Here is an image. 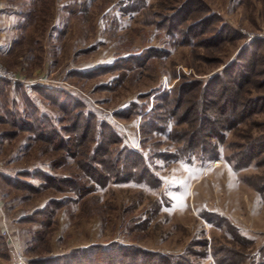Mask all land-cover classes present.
Instances as JSON below:
<instances>
[{
  "label": "rangeland",
  "instance_id": "374dc122",
  "mask_svg": "<svg viewBox=\"0 0 264 264\" xmlns=\"http://www.w3.org/2000/svg\"><path fill=\"white\" fill-rule=\"evenodd\" d=\"M192 1L0 0V7L19 13L13 19L18 31L11 53L0 57L2 69L14 76L0 79V264H27L111 241L178 255L182 264H264L259 253L264 249V152L240 169L232 156L252 139L264 137V106L224 132L215 159L199 148L168 159L178 156L183 145L172 134L189 126L171 119L154 131L143 121L156 97L175 89L184 77L204 81L224 70L245 44L264 42V0H195V7ZM206 17L204 36L224 24L231 31L225 33L226 41L219 44L214 37L204 44L197 36L198 43L182 45L167 34L173 22L185 28ZM152 47L156 57L118 64ZM37 86L65 90L79 99L81 111L118 134L119 143L112 148L126 144L141 152L148 174L137 168L129 181L99 186L65 150L18 128L10 115L24 106V97L57 128L66 125L61 112L34 90ZM263 95L264 85H254L246 96ZM163 110L158 108V117ZM36 170L66 179L82 177L76 180L89 191L78 197L25 176ZM48 200L64 206L54 209L47 226L41 215L33 216L37 222L22 220ZM38 232L43 243L34 241Z\"/></svg>",
  "mask_w": 264,
  "mask_h": 264
},
{
  "label": "trees",
  "instance_id": "16d2710c",
  "mask_svg": "<svg viewBox=\"0 0 264 264\" xmlns=\"http://www.w3.org/2000/svg\"><path fill=\"white\" fill-rule=\"evenodd\" d=\"M33 1L38 3L39 0ZM191 3L194 7L196 6L195 0ZM188 13L187 11L186 14ZM210 17L214 16L211 15ZM207 18L198 19L185 28L179 27L180 22H173L174 26H167L166 31H169L167 34H174L173 36H176L174 42L182 45L198 43V40L197 42L194 41L197 36H200V43L204 44L205 42L214 41V37L220 38L218 40L219 44L226 41L227 35L225 33L230 34L231 31L224 24H221L219 31L214 33L217 35L204 36L207 31L201 24H204ZM200 26L202 27L199 28ZM201 29H204V31ZM263 45L262 40L254 39L241 47L226 68L214 76L204 81H195L184 77L175 89L164 91L156 97V104L152 106L151 112L143 115V121L149 124L152 130H163L162 124L171 119L175 120V125L184 123L189 126V129L182 133L172 134L171 139L174 140L179 135V139L184 146H180V149L177 150L179 152L178 156L173 155L168 159L184 157V153L189 155L190 150L192 151L195 148H199L202 155L207 154V157L211 156L212 159H215L218 144L223 143L224 132L234 129L235 126L257 113L264 106V95L246 96L254 85H264V53L259 54L263 49ZM147 50L124 58L118 64H142L147 59L156 57L155 48L152 47ZM109 66L99 67V69L104 71ZM76 73L82 74L83 72L76 71ZM87 75L89 74L85 72V76ZM257 76H259V79L255 80ZM247 85L251 86L250 89L245 88ZM34 90L38 95L45 98L48 104L61 112V121L66 122V125L57 128L48 115L40 113L36 105L24 97V106L10 115V120H12V123L15 122L18 128L34 133L38 140L52 145L53 148L65 150L70 157L76 159L77 166L83 175L99 186H104L109 181L115 183L129 181L135 177L134 173L137 172V168L140 172L148 174L149 171L144 166V157L141 152L126 144L112 148L111 144L119 143L118 134L107 123L96 122L90 113L81 111L83 103L79 99L65 90L54 87L37 86ZM158 108L164 109L162 112L164 114L161 117L157 115ZM70 134H74V136H70ZM213 138L217 140V143L211 142ZM93 142L95 144L91 148L90 143ZM257 152H264L263 136L262 138L252 139L243 147L242 152L232 155L235 158V160L233 159L235 169L250 164L257 156ZM97 165L100 167H97ZM25 176L41 179L45 187L75 192L78 197L89 191V189L83 187L84 184L77 182L82 177L71 176L66 179L39 170L25 172ZM136 180L140 181L139 178ZM12 183V185H16L15 180H12ZM63 206L60 202L48 200L41 209L34 211L22 220L37 222L33 216L41 215L47 222L44 226H47L54 209ZM34 241L43 243V234L41 232L36 233ZM259 253L264 255V249L261 248ZM27 264L182 263L178 255L148 251L131 243L111 241L106 244H91L85 247L73 248L53 256H40L28 260ZM251 264H263V262L258 260Z\"/></svg>",
  "mask_w": 264,
  "mask_h": 264
},
{
  "label": "crops",
  "instance_id": "0c3cea01",
  "mask_svg": "<svg viewBox=\"0 0 264 264\" xmlns=\"http://www.w3.org/2000/svg\"><path fill=\"white\" fill-rule=\"evenodd\" d=\"M0 7V57L11 53V45L14 42V34L18 31V25L14 27V17L19 19L16 11H6Z\"/></svg>",
  "mask_w": 264,
  "mask_h": 264
},
{
  "label": "built area",
  "instance_id": "2783aa9c",
  "mask_svg": "<svg viewBox=\"0 0 264 264\" xmlns=\"http://www.w3.org/2000/svg\"><path fill=\"white\" fill-rule=\"evenodd\" d=\"M14 76L8 72H5L2 67L0 66V79H4V78H7V79H12Z\"/></svg>",
  "mask_w": 264,
  "mask_h": 264
}]
</instances>
